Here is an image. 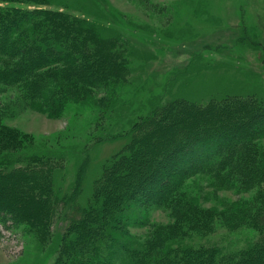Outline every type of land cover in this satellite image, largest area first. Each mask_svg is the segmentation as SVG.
<instances>
[{
    "label": "rangeland",
    "instance_id": "rangeland-1",
    "mask_svg": "<svg viewBox=\"0 0 264 264\" xmlns=\"http://www.w3.org/2000/svg\"><path fill=\"white\" fill-rule=\"evenodd\" d=\"M5 4L60 9L94 22L112 37V50L127 58L128 73L121 78L110 74V84L100 88L81 82L68 87L51 74L49 87L62 88L54 97L62 101L60 108L53 98L43 103L21 84L0 83V130L7 135L0 137V172L31 167L38 155L51 156L48 166L62 201L48 237L22 223L13 228L0 224V264H57L68 223L78 215L75 208L85 211L91 205L105 164L120 151L130 154L124 147L131 144L135 126L158 107L184 99L207 103L233 94L264 98V0H0ZM4 60L0 55V67ZM43 72L48 76L51 71ZM260 143L264 151V141ZM214 180L211 175L187 178L177 206L186 199L185 208L195 203L191 209L179 212L175 203L174 209H149L146 224L139 219L127 227L133 241L151 242L180 222L186 234L177 244L217 246L225 253L250 246L258 231L227 226L219 213L251 199L256 189L219 190L212 187ZM74 193L71 209L67 202ZM210 209L218 212L214 227L203 233L188 216Z\"/></svg>",
    "mask_w": 264,
    "mask_h": 264
},
{
    "label": "trees",
    "instance_id": "trees-1",
    "mask_svg": "<svg viewBox=\"0 0 264 264\" xmlns=\"http://www.w3.org/2000/svg\"><path fill=\"white\" fill-rule=\"evenodd\" d=\"M15 1L50 0H2ZM0 55L5 58L0 83L21 84L43 103L53 98L57 108L63 104L54 97L62 88L49 87L51 74L61 77L68 87L81 82L100 88L110 84V74L121 78L128 71L124 54L112 50L111 36L94 22L60 9L0 5ZM52 67L61 69L53 71ZM44 70L51 72L44 76ZM149 129L143 138L136 137ZM134 132L131 144L124 147L130 154L120 151L110 165L105 164L91 205L85 211L75 208L78 215L73 214L68 223L57 264H264V151L260 147L264 98L233 94L207 103L175 100L155 109ZM3 136L7 135L0 130ZM51 160V156L38 155L31 167L0 172L2 226L22 223L43 237L50 235L62 202L48 166ZM195 175L213 176L212 187L219 190L230 186L248 193L256 189L251 199L219 213L227 226L256 229L255 242L226 253L217 246H183L176 240L186 234L180 222L151 242L133 241L127 227L139 219L146 224L149 209H174V203L179 212L191 209L193 201L188 208L186 199L180 206L177 201L183 195L184 181ZM75 194L64 200L71 209ZM217 213L210 209L188 217L205 233L213 230Z\"/></svg>",
    "mask_w": 264,
    "mask_h": 264
}]
</instances>
